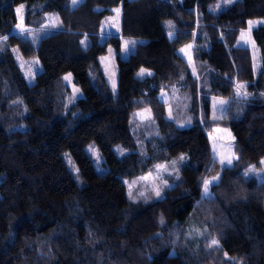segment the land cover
<instances>
[{
  "label": "trees",
  "instance_id": "16d2710c",
  "mask_svg": "<svg viewBox=\"0 0 264 264\" xmlns=\"http://www.w3.org/2000/svg\"><path fill=\"white\" fill-rule=\"evenodd\" d=\"M115 8L119 33L104 35ZM258 18L264 0H0V264H264V179L239 169L264 158V24L249 31L257 66L239 43ZM124 38L137 42L120 59ZM110 45L115 92L97 63ZM14 49L40 64L31 84ZM66 74L81 95L55 117ZM212 97L225 100L215 118ZM218 127L236 159L201 196L215 168L197 135ZM179 142L194 184L176 196L129 189Z\"/></svg>",
  "mask_w": 264,
  "mask_h": 264
},
{
  "label": "rangeland",
  "instance_id": "374dc122",
  "mask_svg": "<svg viewBox=\"0 0 264 264\" xmlns=\"http://www.w3.org/2000/svg\"><path fill=\"white\" fill-rule=\"evenodd\" d=\"M80 1L81 0H78V2L76 4H78ZM71 5H74L72 0H71ZM21 6L22 5H20L16 8V16H17V20H18L17 24L21 22V19H20L21 16H22V20H23V9L21 8ZM18 9H21L19 14L17 12ZM115 9H117V8H115ZM116 15H117L116 12L113 11V14L111 16L105 18L104 30H103L104 35L112 34V33L113 34L119 33L120 11H119L118 27L116 26L117 21L114 19L116 17ZM110 17L113 19L110 20L109 19ZM54 21H55V19L50 18L49 25L52 26L51 24L54 23ZM251 21L257 22L255 24H253L252 27H254L256 25L264 24V18L253 19ZM248 22L246 24V27L243 29V31L247 35H246L245 39H241V32H242L241 31L239 34V43L245 44L247 47H249V49L251 51L252 60H253V66H257V62H256V58H255L256 52H255V49L252 46V43L249 39V24H248ZM15 30H16V32H21L20 29L16 28V26H15ZM126 41L127 42H134V43H129L127 49L125 50V42ZM135 42H137V40L134 38H124L122 40L120 50L118 51V55H119L120 59H127L128 58L130 52L132 51V48H133ZM188 45H191V43L188 42V43L184 44V46L179 49V54L186 61H189L191 59V48L190 49L187 48ZM181 49H185L190 54V59H189V55H185L184 52L180 51ZM14 52H15L16 60H17L20 68L22 69V71L24 73V76H25L27 83L31 84L34 80V75L41 70L39 62L36 63L38 60L35 58H24L15 49H14ZM97 63L99 65L100 72L102 74V77H103L106 85L113 92H115L116 86H115V90H114L112 87L111 78L113 77V74H114L115 85H116V83H117V80H116V70H117L116 55H115V51L111 45L108 46L107 52L98 58ZM189 69H190V72L192 73V75L194 76V68L191 64L189 65ZM29 70L32 71V78H29L26 75V73ZM66 75H68V74H66ZM66 75H64L62 77L63 82L61 84V91H60V95H59V105L56 108L55 117L58 116L59 114H63L65 112V110L67 109V107L71 103H73L77 99V97H79L81 95L80 92H78L74 96L73 89L77 88V87L73 84L72 77H71L70 82L64 80V77ZM163 96L164 95H162V93H160V99H163ZM221 100L225 101L223 98H214V97L211 98V101H210V117L211 118H215L221 113L223 106L225 104V103H223V104L218 103ZM144 116L147 117V114L144 113ZM145 120H147V118L142 119L140 116H138L137 121L139 123H141V121H145ZM136 126H137V124H136ZM187 126L188 125L186 123H184V124L179 123L178 124V127L180 129L186 128ZM197 139H198L199 144L207 143L209 148H210V157L213 160V168H215V171L213 172V176H216L215 175V173L217 172L216 169H219L222 167H229V165H226V164L221 165V163H220L221 157L229 156V155L233 154L232 153V146H231L232 145V137L230 135V132L227 129H225L223 127H218V128H215L211 134H208V133L204 132L203 130H201L197 135ZM169 154L171 156V159L169 161H166L164 163L159 164V165H164L167 170L157 169V167H155V169H153L152 172L147 173L146 175L143 176V177L147 176L148 177L147 180L140 178L139 180L134 181L131 184V187L129 185V189L131 190L135 187H141V191H142V193H144V195L157 197L153 191V188L159 187L161 189V195L160 196L163 195V192L165 190H169L167 196H176L184 189V187L186 185L194 184L196 178L199 176V173L197 171H192L187 167L186 159L183 161H181L179 159L181 157V155L185 156L183 143L179 142L176 145H173L169 150ZM235 159H236V156H234L233 161ZM262 160H264V158L259 160L258 166H255L253 163H251L245 167L240 166L239 169L241 170V173L244 174L245 171H247V169L250 166L255 167L257 169V172L249 173L248 176L253 177L257 181H261L264 179V171H259L260 169H264V164L261 163ZM97 162L98 161H96V163ZM174 168L177 171H174ZM149 174H151V175H149ZM205 178H207V177H205ZM208 179H211V177ZM164 182H166V185L164 184ZM203 182H204V180H202V184H201V188H200V195L201 196L205 195ZM263 209H264V202H263Z\"/></svg>",
  "mask_w": 264,
  "mask_h": 264
},
{
  "label": "snow or ice",
  "instance_id": "6c2138e0",
  "mask_svg": "<svg viewBox=\"0 0 264 264\" xmlns=\"http://www.w3.org/2000/svg\"><path fill=\"white\" fill-rule=\"evenodd\" d=\"M72 2H73V4L75 5V4L78 2V0H72ZM223 2H224L225 4H228V3H232L233 0H223ZM22 7H23V6H21V8H22ZM216 7L219 8L220 5L217 4ZM20 11H21V9H18V10H17L18 14L20 13ZM113 11L116 12V14H117L116 17H115L114 19L117 21L116 26L118 27L119 11H120V10L117 8V9H114ZM20 19H21V22L18 23V24L16 25V28H17V29H20L21 33H23V32L25 31V29H24V27H23L22 16L20 17ZM109 19L111 20V19H113V18L110 17ZM169 23H170V22H169ZM255 23H257V22H256V21H249V22H248V24H249V31L251 30L252 25L255 24ZM246 35H247V34H246L244 31H242V32H241V39H245ZM2 39H3V40H6L7 37H3ZM81 43H85V41H81ZM129 43H134V42H127V41H126V42H125V50L127 49ZM187 48L190 49V48H191V45H188ZM180 51H181V52H184L185 55H189V59H190V54H189L185 49H181ZM36 63H38V61H37ZM146 71H147V70H145V69H141V71H140L139 74L142 76V75H144V74L146 73ZM147 74H148V75H151L150 72L147 73ZM26 75H27L29 78H32V71L29 70V71L26 73ZM64 80L70 82V81H71V74L66 75V76L64 77ZM111 80H112V87H113V89L115 90V86H116V85H115L114 74H113V77L111 78ZM244 87H245L244 84H237V85H236V92H237V95H243V96H245V97H247V95H249L248 93H241V89H243ZM78 92H79V89H78V88H74V89H73V94H74V96H75V94L78 93ZM162 95H163V93H162ZM218 103L223 104V103H225V101L221 100V101H219ZM146 112L148 113L147 117L144 116V113H137L136 115L140 116L142 119H143V118L151 119L150 110H146ZM169 114H170V116H171V111L169 112ZM188 123H190V121H188ZM182 126H183V125H182ZM92 151H93V154H96L94 148L92 149ZM234 156H235V154L233 153V154H231V155H229V156L221 157V158H220V163H221V165H225V164H226V165L231 166V165L233 164V158H234ZM179 159H180L181 161H183V160L186 159V157L183 156V155H181V157H180ZM174 163H175V162H174ZM261 163L264 164V160H262ZM156 167H157V169H164V170H167V169L165 168L164 165H157ZM174 171H177V170L174 168ZM259 171H264V169H260ZM255 172H257V169H256L255 167H253V166H250V167L247 169V171H245L244 175H245V176H248L249 173H255ZM149 175H151V174H149ZM218 178H219V174H217V176H213V177H211V179H208V178H205V179H204V182H203V183H204V194H205V195H208L209 185H210L212 182L218 180ZM141 179L147 180L148 177H147V176H146V177H141ZM164 184L166 185V182H164ZM130 187H131V185H130ZM153 191H154V193H155V195H156L157 197H159V196L161 195V189H160L159 187H154V188H153ZM140 195L143 196L144 193H140ZM161 222L163 223V220H161ZM207 247H208V248H216V247H219V240H217L215 237H213V238L211 239L210 243L207 245ZM225 256H227V253H225Z\"/></svg>",
  "mask_w": 264,
  "mask_h": 264
}]
</instances>
